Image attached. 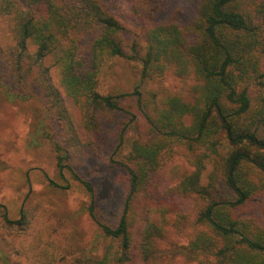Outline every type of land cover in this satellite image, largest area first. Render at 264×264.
Listing matches in <instances>:
<instances>
[{"label": "trees", "instance_id": "obj_1", "mask_svg": "<svg viewBox=\"0 0 264 264\" xmlns=\"http://www.w3.org/2000/svg\"><path fill=\"white\" fill-rule=\"evenodd\" d=\"M131 1L144 18L157 11L153 0ZM123 31L101 0H0V92L6 98L39 92L75 144L98 127L102 112L121 110L130 115L127 124L140 125L120 161L129 182L119 221H98L108 241L103 254L66 264H127L134 258L138 264H175L180 256L200 264H264V220L236 215L238 207L261 197L264 218V0H198L185 28L154 22L130 51L122 46ZM85 41L89 55L81 54ZM112 57L139 66L132 91H98L97 72ZM167 71L191 82L178 92L154 88ZM123 97L133 98L137 112L123 107ZM45 126L35 128L30 145L38 146L37 134H43L60 174L71 172L94 197L93 186L69 165V151ZM127 128L119 132V146ZM177 152L191 166L171 169L176 190L193 201L192 216L179 214L173 221L179 228L189 218L193 230L184 244L167 241L165 213L143 197L151 173ZM93 207L91 202L88 210L95 218ZM2 216L8 228L27 223L24 214L11 220L3 210ZM50 257L43 264H59Z\"/></svg>", "mask_w": 264, "mask_h": 264}, {"label": "rangeland", "instance_id": "obj_2", "mask_svg": "<svg viewBox=\"0 0 264 264\" xmlns=\"http://www.w3.org/2000/svg\"><path fill=\"white\" fill-rule=\"evenodd\" d=\"M19 1L24 4V0ZM197 1L153 0L157 11L146 18L134 12L131 0H101V3L124 27L121 42L124 50L130 51L131 44L154 22L173 21L185 28L195 16ZM187 38L192 40L194 35ZM88 46L85 41L81 54L89 55ZM138 69L135 61L123 57L106 60L97 72L98 91L114 95L132 91L139 82ZM0 75L5 76L1 64ZM190 82L167 71L152 85L178 92ZM42 99L36 91L32 98L10 101L0 92V264H43L52 259L50 256L59 264H66L84 255L101 256L108 241L102 237L98 221L116 225L128 193V172L120 161L125 158L130 141L141 132L140 125L127 124L130 115L121 110L102 112L98 127L92 133L83 132L80 143L75 144L66 140L61 123L53 118L52 109L47 112L46 101ZM121 104L137 112L132 97H123ZM41 122L47 125L44 130L69 151V165L80 179L93 186L94 197L71 172L64 170L60 174L52 144L43 134H37L38 146L30 145V137ZM123 127L127 128L124 146H119ZM180 166L191 167L182 153L164 156L160 169L151 173L143 197L144 203L165 213L167 241L184 244L193 230L189 225L193 201L175 188L177 182L171 169ZM208 168L202 175V183H206L209 165ZM91 202L95 218L89 214ZM261 204V197L252 198L238 207L236 215L255 216L263 221ZM3 210L11 220L24 214L27 223L6 227ZM179 214L189 218L177 228L173 221ZM139 229L137 226V233ZM161 247L167 249L165 243ZM174 263L200 264L181 256ZM127 264L138 262L134 258Z\"/></svg>", "mask_w": 264, "mask_h": 264}]
</instances>
